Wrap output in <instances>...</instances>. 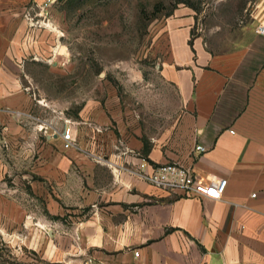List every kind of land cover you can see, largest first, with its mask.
<instances>
[{
    "label": "crops",
    "instance_id": "crops-1",
    "mask_svg": "<svg viewBox=\"0 0 264 264\" xmlns=\"http://www.w3.org/2000/svg\"><path fill=\"white\" fill-rule=\"evenodd\" d=\"M30 1L0 0V122L2 107L21 100L15 67ZM195 25L184 6L166 18L154 97L124 117L92 111L73 122L87 152L67 166L89 174L93 214L78 236L92 243L93 264H264V34L243 25L221 43ZM144 159L182 163L205 181L226 177L225 192L213 199L158 187L141 176Z\"/></svg>",
    "mask_w": 264,
    "mask_h": 264
},
{
    "label": "rangeland",
    "instance_id": "rangeland-1",
    "mask_svg": "<svg viewBox=\"0 0 264 264\" xmlns=\"http://www.w3.org/2000/svg\"><path fill=\"white\" fill-rule=\"evenodd\" d=\"M180 6L221 43L236 36V27H255V15L264 12V0L26 4V46L15 67L21 100L1 109L0 264H93L92 243L78 236L93 214L84 200L89 174L75 161L67 166L87 151L64 148L60 132L92 111L124 117L154 97L149 92L158 88L167 51L165 20ZM108 180L104 172L102 181Z\"/></svg>",
    "mask_w": 264,
    "mask_h": 264
},
{
    "label": "built area",
    "instance_id": "built-area-1",
    "mask_svg": "<svg viewBox=\"0 0 264 264\" xmlns=\"http://www.w3.org/2000/svg\"><path fill=\"white\" fill-rule=\"evenodd\" d=\"M54 1L46 0V4L50 5ZM255 18L257 19L255 30L264 34V12L255 15ZM62 144L66 149L76 145L73 124L70 122L66 123L62 129ZM196 149L202 152L206 150V147L198 144ZM140 166L142 169L141 176L152 184L158 187L181 190L187 196L220 199L225 192L228 181L226 177L205 181L191 167L179 162L152 164L144 159ZM139 253V250H135L136 255H139Z\"/></svg>",
    "mask_w": 264,
    "mask_h": 264
}]
</instances>
